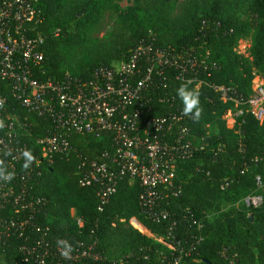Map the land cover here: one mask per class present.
<instances>
[{"label":"trees","instance_id":"16d2710c","mask_svg":"<svg viewBox=\"0 0 264 264\" xmlns=\"http://www.w3.org/2000/svg\"><path fill=\"white\" fill-rule=\"evenodd\" d=\"M176 1L137 0L113 31L99 37L105 16L119 10L114 0H37L44 18L33 34L46 37L43 79H62L66 73L89 78L101 66L127 60L141 43H152L154 49L194 50L205 61L197 75L191 71L181 75V69L174 65L155 67L145 82L149 83L146 95L156 115L182 109L176 89L185 81H191L190 87L200 92L203 107L198 122L190 116L183 118L198 149L179 163L176 183L181 191L178 195L166 191L168 196L160 208L167 209L171 218L159 222L141 212L143 188L137 179L121 178L102 210L97 185L80 184L84 159L110 163L104 155L115 153L114 132L70 130L66 135L70 149L57 153L48 163L37 139L56 132L55 125L29 114L11 92H5L18 114L27 118L28 129L21 132L18 141L36 156L27 171L32 170V178L21 187L41 199L31 219L40 231L28 226L25 235L43 239L40 252L46 250L51 255L48 264L63 262L57 238L72 242L98 239L96 251L105 257L106 264H172L180 249L193 246H198V254L183 257L181 264H231V258L234 264H264V120L247 112L244 103L238 107L244 108V113L229 127L225 116L237 108L221 100L213 88L233 87L246 101L253 93L254 78L259 75L264 79V0H183L174 15ZM56 29L60 30L58 36L53 34ZM248 38L251 47L244 56L236 48ZM151 59L152 55L142 58L134 83L148 76ZM36 171H40L39 176ZM257 176L263 181V202L248 206L244 199L255 194ZM28 216L16 215L12 206L0 210L5 221ZM132 217L140 218L152 234L175 249L129 225ZM23 243L24 238L14 235L0 245V264L21 260ZM223 250H227V257ZM52 256L56 260L51 261Z\"/></svg>","mask_w":264,"mask_h":264},{"label":"built area","instance_id":"2783aa9c","mask_svg":"<svg viewBox=\"0 0 264 264\" xmlns=\"http://www.w3.org/2000/svg\"><path fill=\"white\" fill-rule=\"evenodd\" d=\"M43 18V10L37 0H0V100L3 101L0 119L6 125L0 130V150H13L15 159L8 158L7 163L9 169L16 173L15 179L10 183L0 182V210L12 206L16 215H29L24 219L10 221L0 217V245L6 244L14 235L25 239V243L19 248L23 257L16 264H48L47 258L51 255L46 250L40 252L43 239L32 240L30 235H25L28 226L40 231L37 225L31 224V219L41 199L30 195L21 187L26 180L32 178V170L27 173L22 170L21 153L27 146L18 141L21 132L28 129V124L27 118L21 117L17 108L11 105L5 95L6 91L11 92L17 103L29 114L47 119L55 125L56 132L37 139L42 158L48 163L53 162L57 153L70 149L66 138L70 130L78 133L91 130L112 131L116 134L114 155H104L110 163L84 159L80 165V184L97 185L100 210L115 193L119 180L127 176L137 179L143 188L141 212L145 218L154 222L171 218L169 211L161 209L160 204L168 196L166 191H170L172 195L180 193L181 186L176 183L179 163L189 159L198 149L188 126L183 122L186 116L182 109L177 108L166 116L156 115L155 108L146 95L149 83H145L155 67L165 65L181 69V75L190 71L197 75L205 61L196 51L185 49L178 52L159 47L154 49L152 43H141L131 51L127 60L110 67L101 66L89 78L66 73L62 79H43L46 70L42 48L46 37L33 34ZM53 34L58 36L60 30H54ZM146 55H152L149 74L145 79L134 83L137 66ZM200 85L201 82L196 87ZM254 86L253 93L246 101L242 100V96L233 87L214 85L213 88L221 100L234 104L237 108L228 113L236 112L238 118L245 111L238 107L245 103L248 105L247 112L263 121L264 80ZM35 174L39 176L40 171ZM256 185L255 194L244 199L248 206L257 207L263 202V181L260 176L256 177ZM72 213L75 211L72 210ZM77 223L80 227L83 226L81 218L77 219ZM128 224L168 248L175 249L173 244L152 234L140 218L132 217ZM73 244L76 245V250L71 258L65 259L58 252L63 262L57 264L88 263L89 260L96 264H106L103 262L105 257L96 251L98 239L91 242L80 239ZM196 254L198 246L182 248L172 264H181L183 257H193ZM223 255L227 257V250H223ZM54 260L56 257L52 256L51 261ZM230 263L234 264L235 259L231 258Z\"/></svg>","mask_w":264,"mask_h":264},{"label":"clouds","instance_id":"9594fccd","mask_svg":"<svg viewBox=\"0 0 264 264\" xmlns=\"http://www.w3.org/2000/svg\"><path fill=\"white\" fill-rule=\"evenodd\" d=\"M190 84L191 81L181 83L176 89V96L182 103L183 115L190 116L194 122H198L203 114L200 92L196 88L190 87ZM2 107L3 101L0 100V108ZM5 126V121L0 119V130H3ZM21 157L23 159L22 170L27 172L36 162V156L30 149H25L21 153ZM8 158L15 159L13 150L11 148L0 150V182L4 183H10L16 177V173L8 167ZM76 244L78 245L79 242H76ZM56 246L61 257L65 259H70L72 253L76 250V245H74L72 241L64 238H57Z\"/></svg>","mask_w":264,"mask_h":264},{"label":"rangeland","instance_id":"374dc122","mask_svg":"<svg viewBox=\"0 0 264 264\" xmlns=\"http://www.w3.org/2000/svg\"><path fill=\"white\" fill-rule=\"evenodd\" d=\"M117 5L119 6V10H116L115 12H109L103 21V28L99 33V37H103L104 35H106L107 33H110L111 31H113L119 24L122 16H124V14L131 8H133L136 3L137 0H114ZM183 2V0H177V8L174 12V15L177 14L179 12V7L181 5V3ZM251 47V38L245 39V40H241L237 46V50L239 52H241L240 54L247 56L248 55V50ZM262 80L261 76H256L253 80V86L257 85V83H259V81ZM255 81V83H254ZM254 86V87H255ZM228 126L233 127L237 121V116H236V112L234 113H228L225 116ZM244 202L242 201L239 205H243Z\"/></svg>","mask_w":264,"mask_h":264},{"label":"crops","instance_id":"0c3cea01","mask_svg":"<svg viewBox=\"0 0 264 264\" xmlns=\"http://www.w3.org/2000/svg\"><path fill=\"white\" fill-rule=\"evenodd\" d=\"M264 80V79H263Z\"/></svg>","mask_w":264,"mask_h":264}]
</instances>
